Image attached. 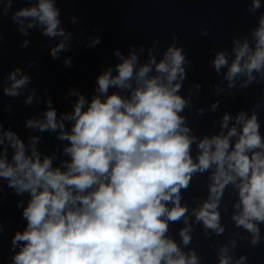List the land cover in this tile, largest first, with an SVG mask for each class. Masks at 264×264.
Listing matches in <instances>:
<instances>
[{"label":"clouds","instance_id":"obj_1","mask_svg":"<svg viewBox=\"0 0 264 264\" xmlns=\"http://www.w3.org/2000/svg\"><path fill=\"white\" fill-rule=\"evenodd\" d=\"M245 2L256 24L234 35L230 49L210 50L208 63L219 77L210 97L234 98L237 90L264 83V0ZM16 3L23 6L13 10ZM57 4L0 0V114L13 111L11 103L2 104L4 96L44 106L25 118L24 129L37 133L26 138L5 127L0 115V207L10 189L20 197L16 207L24 221L11 236L8 264H202L194 245L200 231L216 264H248L247 254L237 255L241 242L256 248L264 241V98L235 114L225 104L214 130L198 135L187 113H216L221 100L207 109L195 106L203 86L194 81L185 92L192 61L173 34L163 49L158 38L150 47L129 45L127 55L114 49L119 62L96 76L94 94L69 88L64 98L75 102L60 112L48 89L32 86L26 69L38 67L36 60L7 75L2 65V21L9 15L23 37L39 29L42 37L59 38L49 50L53 60L74 41H88L87 49L101 44L99 35L66 30ZM68 19L79 26L77 16ZM200 35L209 29L202 27ZM30 43L24 39L19 47ZM63 65L72 68L73 58ZM43 133L60 142L51 152L40 147ZM199 177H206V196L191 197L190 207L184 193ZM4 234L0 213V242ZM222 236L223 243L213 240Z\"/></svg>","mask_w":264,"mask_h":264},{"label":"water","instance_id":"obj_2","mask_svg":"<svg viewBox=\"0 0 264 264\" xmlns=\"http://www.w3.org/2000/svg\"><path fill=\"white\" fill-rule=\"evenodd\" d=\"M20 3L13 5L15 8L21 7ZM57 6L61 9L60 0H58ZM62 26L64 25L62 10H61ZM3 31V47H2V65L3 73L7 75L8 71L16 66L23 67L28 60H36L38 67L26 69L32 74L33 85L39 91L48 89L51 98L53 99L54 106L60 112H67L72 110V105L75 102V97H68L66 100L64 97L67 94L69 88L77 87L74 69L65 68L63 60L65 57L70 56V51L61 54L60 60H53L49 55L50 47L54 46L57 40H49L46 37L40 35V30H30L29 37L21 36L17 30L15 24L11 21L10 15L3 18L2 21ZM24 39L31 41L30 46L26 49L19 47L20 43ZM23 97L20 99H12L9 97H2V104L4 106L11 103L13 105V111L8 113L4 111L2 119L5 127H11L17 131L22 137H27L32 133L24 129V120L28 116H37L43 110V104L34 106H25L22 103ZM45 143L40 145L42 150L51 152L59 141L55 140L54 134L43 133ZM7 195L3 201L2 207H0V213H2L3 222L5 226V234L0 242V264H8V260L12 253L9 251L10 239L12 234L23 227L24 221L21 219L20 210L16 207V202L20 197L15 196L10 189H5ZM26 199V197H25Z\"/></svg>","mask_w":264,"mask_h":264}]
</instances>
